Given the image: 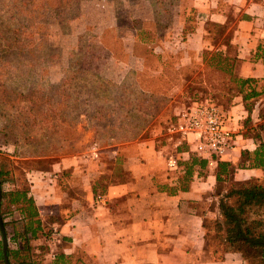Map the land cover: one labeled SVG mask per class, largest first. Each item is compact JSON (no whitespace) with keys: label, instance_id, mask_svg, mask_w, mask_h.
<instances>
[{"label":"crops","instance_id":"0c3cea01","mask_svg":"<svg viewBox=\"0 0 264 264\" xmlns=\"http://www.w3.org/2000/svg\"><path fill=\"white\" fill-rule=\"evenodd\" d=\"M186 5L196 22L183 30L176 69L197 68L199 75L207 65L205 51L232 53L239 61L237 75L258 80L260 90L264 0H188ZM209 25L221 28L220 34ZM187 77L172 88L183 93ZM263 101L264 95L249 112L237 97L227 110L225 123L236 146L222 159L199 150L197 135L179 130L186 108L177 103L168 117L167 111L153 117L134 137L120 138L119 129L108 125L98 141L104 146L92 147L90 154L78 151L20 174L2 173L0 264H5V236L9 264H252L251 257L229 247L237 226L222 210L226 189L217 176L223 161L230 163L235 183L264 177L262 169L239 168L242 153L257 149L243 124L249 118L261 122ZM170 159L180 167L171 168Z\"/></svg>","mask_w":264,"mask_h":264},{"label":"rangeland","instance_id":"374dc122","mask_svg":"<svg viewBox=\"0 0 264 264\" xmlns=\"http://www.w3.org/2000/svg\"><path fill=\"white\" fill-rule=\"evenodd\" d=\"M187 3L0 0V172L20 174L46 160L90 154L104 146L98 141L106 126L117 127L120 138L134 137L153 117L165 111L168 117L177 103L185 105L182 114L202 103L196 97L222 110L234 83L228 86V78L211 71L199 77L197 68L176 69L183 30L196 22ZM161 58L167 62L163 73ZM185 73L190 82L181 93L172 87ZM261 108L260 123L245 120V136L264 138L256 130L264 124V101ZM248 256L252 264H264Z\"/></svg>","mask_w":264,"mask_h":264},{"label":"trees","instance_id":"16d2710c","mask_svg":"<svg viewBox=\"0 0 264 264\" xmlns=\"http://www.w3.org/2000/svg\"><path fill=\"white\" fill-rule=\"evenodd\" d=\"M203 56L207 64L205 72L197 76L202 77L206 75L207 71H211L214 74L224 75V78H228L230 82L228 86L234 83L228 89L229 97L221 104L222 110L226 112L237 97H242L245 108L251 112L255 101L264 95V85L259 90L258 80L239 77L236 73V67L239 62L236 57L230 58L221 52L210 51H205ZM208 56H210L209 59ZM195 99L194 101L200 102L204 100L198 97ZM249 120L250 118L247 119V121ZM257 128V131L264 132V124ZM254 140L257 144V149L253 153L249 151L242 153L240 169L264 170V138H260L258 133L254 136ZM229 169L230 163L219 162L217 179L219 182L230 185L221 199V207L225 216L237 226V235L230 241L229 247L241 251L245 256L251 255L255 258L264 259V182L262 179H253L243 183L230 184ZM0 183H3L1 172ZM23 241L27 244L25 240ZM0 261L3 262L1 249Z\"/></svg>","mask_w":264,"mask_h":264},{"label":"built area","instance_id":"2783aa9c","mask_svg":"<svg viewBox=\"0 0 264 264\" xmlns=\"http://www.w3.org/2000/svg\"><path fill=\"white\" fill-rule=\"evenodd\" d=\"M182 119L179 130L186 136L197 135L199 150L208 151L220 159L235 147L236 140L225 125L224 113L212 100L194 104ZM177 164L175 159L169 160L171 168H178Z\"/></svg>","mask_w":264,"mask_h":264},{"label":"water","instance_id":"95a60500","mask_svg":"<svg viewBox=\"0 0 264 264\" xmlns=\"http://www.w3.org/2000/svg\"><path fill=\"white\" fill-rule=\"evenodd\" d=\"M1 200H2V187L0 183V204H1ZM0 226L3 227L1 214H0ZM7 246H8V241H7V237L5 236L3 240V255H4L5 264H9L8 255H7Z\"/></svg>","mask_w":264,"mask_h":264}]
</instances>
